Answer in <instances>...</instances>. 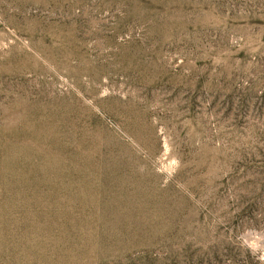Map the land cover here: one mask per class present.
Returning a JSON list of instances; mask_svg holds the SVG:
<instances>
[{
	"label": "rangeland",
	"instance_id": "rangeland-1",
	"mask_svg": "<svg viewBox=\"0 0 264 264\" xmlns=\"http://www.w3.org/2000/svg\"><path fill=\"white\" fill-rule=\"evenodd\" d=\"M0 264H264V0H0Z\"/></svg>",
	"mask_w": 264,
	"mask_h": 264
}]
</instances>
